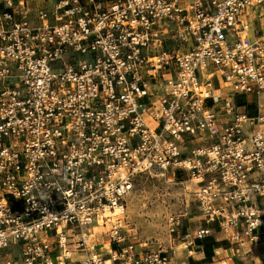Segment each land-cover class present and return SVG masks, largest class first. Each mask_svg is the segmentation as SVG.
<instances>
[{"label":"built area","instance_id":"built-area-1","mask_svg":"<svg viewBox=\"0 0 264 264\" xmlns=\"http://www.w3.org/2000/svg\"><path fill=\"white\" fill-rule=\"evenodd\" d=\"M30 13L0 0V264H172L127 229L154 170L192 187L202 226L183 250L218 233L264 259V0Z\"/></svg>","mask_w":264,"mask_h":264},{"label":"rangeland","instance_id":"rangeland-1","mask_svg":"<svg viewBox=\"0 0 264 264\" xmlns=\"http://www.w3.org/2000/svg\"><path fill=\"white\" fill-rule=\"evenodd\" d=\"M54 0H48L51 10ZM134 188L125 210L127 229L137 245L148 249L169 251V241L174 236L168 232L167 220L179 216L182 231L202 224L192 197V187L183 178H172L160 170L134 178ZM179 250L182 249L180 246Z\"/></svg>","mask_w":264,"mask_h":264},{"label":"crops","instance_id":"crops-1","mask_svg":"<svg viewBox=\"0 0 264 264\" xmlns=\"http://www.w3.org/2000/svg\"><path fill=\"white\" fill-rule=\"evenodd\" d=\"M27 1L31 6L30 16L32 17L37 8H45L47 6L48 0ZM55 1L56 0H54V2ZM200 226H202V224ZM197 228L191 230L189 227H186L185 230L182 231L181 229H178L176 233L173 234L174 236L169 241V249L173 248L176 251V257L173 258L172 264H264V259L260 258V254L262 253L261 248H258L257 252L255 251L246 254L249 247L245 246L240 254H232L230 251V244L222 239V236L218 233H214L205 238L206 242L211 243L212 251L210 255L206 256L201 247L197 245L191 253H188L183 249L179 250L181 235L186 230L193 232ZM214 243H217L216 247H214Z\"/></svg>","mask_w":264,"mask_h":264},{"label":"trees","instance_id":"trees-1","mask_svg":"<svg viewBox=\"0 0 264 264\" xmlns=\"http://www.w3.org/2000/svg\"><path fill=\"white\" fill-rule=\"evenodd\" d=\"M238 104H243L241 101H238ZM251 109H252V107H247V110H249V111H251ZM251 113V112H250ZM217 243H214L213 245H214V247H216L217 245H216ZM196 245L197 246H199V247H201V249H202V251L205 253V255L207 256V255H210L211 254V243H209V242H206L205 241V238L203 239V240H201V241H197L196 242Z\"/></svg>","mask_w":264,"mask_h":264}]
</instances>
